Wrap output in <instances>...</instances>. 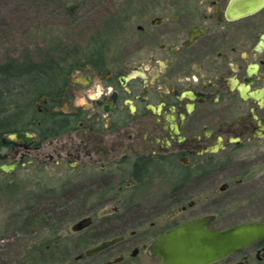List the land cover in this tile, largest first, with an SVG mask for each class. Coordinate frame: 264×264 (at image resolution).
<instances>
[{
  "label": "flooded vegetation",
  "instance_id": "af4514ba",
  "mask_svg": "<svg viewBox=\"0 0 264 264\" xmlns=\"http://www.w3.org/2000/svg\"><path fill=\"white\" fill-rule=\"evenodd\" d=\"M231 3L142 0L129 22L136 28L116 51L103 42L65 60L60 82L33 99L25 127L14 131L30 135L9 143L0 136L1 165L15 164L0 172L29 167L59 185L50 191L94 194L113 205L107 223L169 225L155 239L201 217L224 229L217 226L232 209L257 206L264 6L232 18ZM234 255L235 264H264V238Z\"/></svg>",
  "mask_w": 264,
  "mask_h": 264
},
{
  "label": "rangeland",
  "instance_id": "374dc122",
  "mask_svg": "<svg viewBox=\"0 0 264 264\" xmlns=\"http://www.w3.org/2000/svg\"><path fill=\"white\" fill-rule=\"evenodd\" d=\"M141 2L0 0V62H6L10 56L23 60L26 54L40 61L47 52L55 58L74 59L89 54L103 42H110L116 51L136 28L129 22L137 17ZM72 6L75 8L69 9ZM39 176L29 167H18L13 173L0 172V264H108L123 255L124 259L112 264H160V258L151 256L148 248L169 225L152 226L154 218L145 226L107 223L113 205L97 202L94 194L50 191L55 185L44 184ZM45 176L43 180L48 181L51 175ZM262 202L250 208L232 209L231 215L217 227L264 220V203L259 204ZM88 216L93 217L90 226L80 231L72 229ZM135 229L139 232L133 235ZM121 234L126 235V241L103 253L84 255L87 249ZM49 238L56 240L57 245L47 246ZM135 247L140 248L137 256L132 255ZM81 254L84 256L77 259ZM236 261L238 256L234 255L214 264Z\"/></svg>",
  "mask_w": 264,
  "mask_h": 264
},
{
  "label": "water",
  "instance_id": "95a60500",
  "mask_svg": "<svg viewBox=\"0 0 264 264\" xmlns=\"http://www.w3.org/2000/svg\"><path fill=\"white\" fill-rule=\"evenodd\" d=\"M264 6V0H232L228 9L230 17L250 14ZM30 132H11L3 136L5 143L18 137L26 138ZM15 164H3L0 171L10 172ZM93 222L91 216L76 222L72 229L80 231ZM211 217H201L178 224L157 237L149 246L148 253L158 256L160 264H214L231 254L251 246L264 238V222H244L224 229L210 227ZM123 236L104 240L85 251V256H93L121 241ZM135 250L133 255H137ZM79 255L77 259L84 256ZM115 262L119 259H115ZM113 261L108 262L112 264Z\"/></svg>",
  "mask_w": 264,
  "mask_h": 264
},
{
  "label": "trees",
  "instance_id": "16d2710c",
  "mask_svg": "<svg viewBox=\"0 0 264 264\" xmlns=\"http://www.w3.org/2000/svg\"><path fill=\"white\" fill-rule=\"evenodd\" d=\"M65 60L47 52L40 61L26 54L23 60L10 56L0 62V136L25 127L33 99L54 90L64 73ZM47 242L49 247L57 245L53 238Z\"/></svg>",
  "mask_w": 264,
  "mask_h": 264
}]
</instances>
